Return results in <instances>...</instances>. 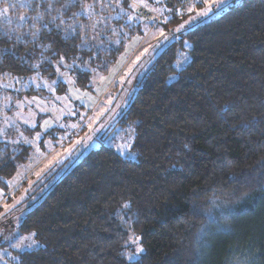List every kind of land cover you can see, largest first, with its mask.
<instances>
[{
	"label": "trees",
	"instance_id": "1",
	"mask_svg": "<svg viewBox=\"0 0 264 264\" xmlns=\"http://www.w3.org/2000/svg\"><path fill=\"white\" fill-rule=\"evenodd\" d=\"M10 1L0 0L12 14L0 22V90L53 79L62 63L84 89L140 33L125 0ZM136 86L118 120L133 126L136 159L101 145L65 171L23 214L18 231L40 246L16 264H264V0H239L176 35ZM15 147L0 141L4 202L29 155Z\"/></svg>",
	"mask_w": 264,
	"mask_h": 264
},
{
	"label": "rangeland",
	"instance_id": "2",
	"mask_svg": "<svg viewBox=\"0 0 264 264\" xmlns=\"http://www.w3.org/2000/svg\"><path fill=\"white\" fill-rule=\"evenodd\" d=\"M125 1L131 8L128 18L138 26L140 33L127 42L123 53L105 73L90 74L86 88L76 85L64 63L55 66L53 79L35 76L24 82L4 81L1 84L0 91L6 89L8 92L5 98V95L0 96V132L4 133L0 141L7 143L11 150H16L18 144L30 150L27 161L19 164L8 181L10 198L7 201L4 202L6 197L0 190V264H16L17 253L40 246L32 234L18 231L23 214L87 152L104 145L129 160L136 159L133 126L123 125L118 120L129 106L138 89L136 84L151 60L173 42L176 35L216 17L239 0H182L171 7L164 6L161 0ZM119 4L120 1L116 5ZM9 5L17 10L25 3L11 0ZM189 7L193 11L189 12ZM161 9L168 11L161 13ZM5 10L4 6L0 8V22L12 15L9 9ZM206 10L207 16L198 15ZM177 11L182 12L180 15H188L187 18L176 27L164 30L165 18L171 19ZM120 13L125 15L128 9L127 12L121 9ZM181 25L184 29L177 31ZM185 60L182 55L178 66H183ZM31 89L36 92L26 96L24 92ZM129 245L134 250L133 256H137L140 247L136 241L131 240Z\"/></svg>",
	"mask_w": 264,
	"mask_h": 264
},
{
	"label": "snow or ice",
	"instance_id": "3",
	"mask_svg": "<svg viewBox=\"0 0 264 264\" xmlns=\"http://www.w3.org/2000/svg\"><path fill=\"white\" fill-rule=\"evenodd\" d=\"M93 9H94V5H88L87 8L83 10V14L90 16ZM164 11H168V9H161V13H163ZM188 11L191 12V11H193V9L191 7H189L188 8ZM177 14L180 15V14H182V12L177 11ZM198 15L199 16H207L208 15V11L206 10L204 12H201ZM36 19L39 20V19H41V17L37 16ZM54 20H55V18H54ZM167 22H168V20H167V18H165V20L163 21V23H167ZM153 23H155V21H153ZM60 24L61 25L64 24V21L62 19L60 20ZM59 26L60 25H58V27ZM189 26L191 27V21L189 22ZM68 27L69 28H73L72 25H69ZM182 29H184V25H181L180 28L177 29V31H181ZM161 34L163 35V33H161ZM33 35H35V33H33ZM0 135H4V133L0 132ZM25 142H27V141H25ZM33 244H35V241H33ZM138 251H143V250L142 249H138Z\"/></svg>",
	"mask_w": 264,
	"mask_h": 264
}]
</instances>
